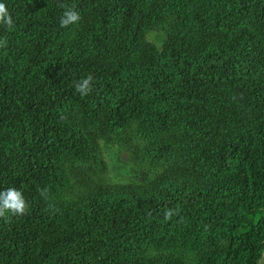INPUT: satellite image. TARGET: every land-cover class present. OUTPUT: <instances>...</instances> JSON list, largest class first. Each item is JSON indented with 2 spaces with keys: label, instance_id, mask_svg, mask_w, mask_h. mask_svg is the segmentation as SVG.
Segmentation results:
<instances>
[{
  "label": "trees",
  "instance_id": "obj_1",
  "mask_svg": "<svg viewBox=\"0 0 264 264\" xmlns=\"http://www.w3.org/2000/svg\"><path fill=\"white\" fill-rule=\"evenodd\" d=\"M0 2V264H261L264 0ZM100 141L155 176L99 183Z\"/></svg>",
  "mask_w": 264,
  "mask_h": 264
},
{
  "label": "rangeland",
  "instance_id": "obj_2",
  "mask_svg": "<svg viewBox=\"0 0 264 264\" xmlns=\"http://www.w3.org/2000/svg\"><path fill=\"white\" fill-rule=\"evenodd\" d=\"M164 37V32L153 31L148 35V41L160 47ZM99 145L101 160L104 162L103 171L94 176L99 183L105 185L145 184L155 176V173L139 165L135 158L134 148L104 141H100ZM261 264H264V256Z\"/></svg>",
  "mask_w": 264,
  "mask_h": 264
},
{
  "label": "clouds",
  "instance_id": "obj_3",
  "mask_svg": "<svg viewBox=\"0 0 264 264\" xmlns=\"http://www.w3.org/2000/svg\"><path fill=\"white\" fill-rule=\"evenodd\" d=\"M64 7V5H61ZM81 20V16L74 7H65V10L60 19V26L67 27L71 24H76ZM0 24L5 25L11 29L13 27V19L6 7L5 3L0 2ZM7 41H0V47L6 46ZM93 77L89 74L87 77L81 79L75 84L76 91L81 96H86L92 90ZM48 189L41 190V196L47 199ZM29 209V204L26 201L23 193L15 188L9 187L0 191V218H3L6 222L13 216L26 215ZM172 210L165 212V219H169L173 215Z\"/></svg>",
  "mask_w": 264,
  "mask_h": 264
}]
</instances>
